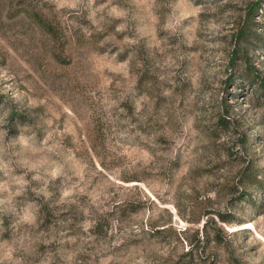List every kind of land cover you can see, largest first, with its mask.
<instances>
[{
    "label": "rangeland",
    "instance_id": "1",
    "mask_svg": "<svg viewBox=\"0 0 264 264\" xmlns=\"http://www.w3.org/2000/svg\"><path fill=\"white\" fill-rule=\"evenodd\" d=\"M254 1L0 0V264H264V186L232 189L245 159L264 176Z\"/></svg>",
    "mask_w": 264,
    "mask_h": 264
},
{
    "label": "trees",
    "instance_id": "2",
    "mask_svg": "<svg viewBox=\"0 0 264 264\" xmlns=\"http://www.w3.org/2000/svg\"><path fill=\"white\" fill-rule=\"evenodd\" d=\"M257 1L250 2L246 10L241 16L238 17L236 22V35L238 38L246 39L248 36L255 34L252 27L253 12L256 11ZM31 18L39 28L45 31L50 38V53L59 61H64L66 56L63 53V44L66 39L63 28L61 27L58 19L54 14L49 17L42 15L39 11L32 7L21 5L18 7ZM240 52L237 53V57L242 61L243 76L251 80L253 79L258 86L264 90V76L258 74L255 67L247 61L246 53L243 48H239ZM216 121L223 125V115L217 113ZM235 184L232 188L236 193L237 198L243 197L245 201H248L251 205L254 204V199L251 195V191L256 192L264 186V176L260 167L250 159H245L238 168L235 175ZM220 215V214H219ZM224 218L223 216H220ZM0 222L4 223L3 216L0 214ZM159 230V229H157ZM192 246L186 247L181 251L171 262V264H190L194 261V253L191 251ZM230 264H242L236 259L229 258Z\"/></svg>",
    "mask_w": 264,
    "mask_h": 264
}]
</instances>
